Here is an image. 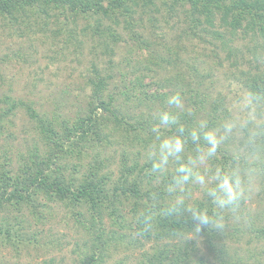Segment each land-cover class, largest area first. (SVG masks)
<instances>
[{
	"label": "rangeland",
	"instance_id": "374dc122",
	"mask_svg": "<svg viewBox=\"0 0 264 264\" xmlns=\"http://www.w3.org/2000/svg\"><path fill=\"white\" fill-rule=\"evenodd\" d=\"M152 1L154 6L149 5L150 10L142 11L139 7L135 17L143 14L144 27L137 29L149 44L152 43L150 49L153 52L157 49L159 54L156 58H148L151 52L148 47L135 49L125 31L119 27L117 30L121 32L122 40L112 44L108 53H104L100 45L104 36L92 35L94 33L85 19L79 17L73 22L70 15L60 13V10L49 11V15L34 13L26 21L28 26L20 23L9 26L6 18H0V163L7 162L11 178L31 180L36 175L37 181L43 176L48 183L56 180L64 185L73 183L77 186L90 170L101 166L97 163H104L102 172H107L111 182H115L120 176L119 156L122 151L127 155L134 151L139 162L145 161L144 152L149 143L132 142L134 131L125 143L120 132H123L121 127L127 132L126 124L135 116H145V109L152 114L166 106L161 98L149 103L150 109L145 105L149 102L146 98L156 94L157 88L167 90L160 87L169 83L176 85L177 79L180 86H184L185 82L194 85L207 96V102L200 105L204 109H199L196 118L209 116L215 120L227 114L233 98L248 88L242 83L245 75L241 72L264 76L263 33L257 31L243 35L241 26L232 36L226 32L225 37L232 38L228 45L238 55L227 57L219 40L213 39L210 34L211 30H215L224 35L229 29L220 24L217 17L210 30V26L201 21L196 28L201 33L188 36L182 30L187 22L182 19L191 12L190 4L184 2L179 5L177 0ZM153 15L157 19L154 25L150 20ZM117 18L122 20L119 13ZM90 20V25H93L92 17ZM108 22V18H102V27ZM205 27L208 32L201 30ZM70 31L75 34L74 37ZM91 63H95L106 78V84L99 90L102 97H113L110 112L98 109L90 112V106L95 103L91 96L92 85L86 83L87 76L92 73ZM6 96L10 98L8 102L4 101ZM219 97L222 98L221 105L214 111L211 104ZM11 102L16 105L8 111ZM21 102L31 105L37 115L50 122L60 135L62 124L67 122L71 126L76 119H85L88 114L92 120L86 132L94 133L95 129L100 130L105 117L109 119L107 128L103 130V135L108 133L104 140L107 144L93 146L88 141L89 135L79 139L86 132L72 130L68 139L65 136L57 138L60 145L53 148L52 142L46 144L40 137L36 121L27 114ZM114 117L120 126L111 123ZM115 127H120L118 132ZM90 136L93 137V134ZM71 147L72 152L65 151ZM97 152L101 156L95 160ZM130 156H134L133 152ZM102 157L105 158L103 161L96 162ZM261 178L257 179L251 196L242 203L241 217L234 218L229 214L224 221L230 231L225 239L226 254L210 248L205 237L190 233L187 236L191 238L193 250L190 264H197L198 259H202L203 264H264V238L253 240L258 236L248 223L258 211H264V199L257 196L264 183ZM2 182L0 223H4L5 227L10 225L12 232L29 222L31 231L37 234L39 245L11 244L1 241L0 234V264H50L51 258L54 259L53 264H77L78 253L93 251L96 254L106 252L103 264H148L153 256L162 253L164 247H173L179 241L165 235H161L158 242L140 237L134 230V217L128 218L132 229L115 224L110 226L111 221L107 227L103 226L106 227L103 230L98 226H80L76 221V212L88 214L86 208L70 209L62 202L48 200L43 189L35 183L28 190L44 207L30 206L26 204L30 199H26L22 208L16 210L11 203L14 199L8 201L6 197L17 183L1 185ZM143 186L141 192L145 188ZM22 194L26 196L25 192ZM200 195L195 191L192 199ZM235 226L239 229L236 237L232 230ZM112 230L115 235L126 233L128 237L116 245L110 240ZM182 242L179 244L183 245Z\"/></svg>",
	"mask_w": 264,
	"mask_h": 264
},
{
	"label": "trees",
	"instance_id": "16d2710c",
	"mask_svg": "<svg viewBox=\"0 0 264 264\" xmlns=\"http://www.w3.org/2000/svg\"><path fill=\"white\" fill-rule=\"evenodd\" d=\"M177 1H179V5L184 4V2L190 4L191 12H188L182 19L183 22H187V24L185 23V27L182 29L185 35H199L201 32L196 28H198V23L201 21L206 23V25L208 24V26H210V30L213 26L212 22L215 17H217L218 21H220V24L229 28L225 31L224 35L215 30H211L210 33L213 36L212 38L218 39L221 46L224 47L227 57H236L237 51L234 50L232 52L233 49L230 45H228L232 41V38L229 40L225 37L226 32L232 36L237 28L241 26L244 31L242 32L243 35H248L249 33L254 34L257 31L264 34V0ZM149 5L154 6V2L152 0H0V18H6L9 26L14 23H20L28 26L26 21H29L31 15L34 16V13L41 12L45 15H49V11L60 10V13L70 15L73 22H75L79 17L85 19L88 28H91L94 33L92 35L96 34V36L101 38L104 36L105 38L104 40L101 39L102 42L100 44L102 45V52L108 53L112 44H116L122 40V34L119 30H117L119 27L125 31L129 40L135 46V49L148 47L149 51H151L149 52L150 55L148 58H156L159 54L157 49H155L156 52H153V50L150 49L152 43L149 44L147 40L144 39L141 32L137 29V27H144L142 25L143 14H139L135 17L137 8L140 7L142 11H146L150 10L148 9ZM118 13L121 15L122 20L117 18ZM139 13H141V11ZM91 17L94 23L93 25H90ZM171 17H174V15ZM102 18H108L110 21L105 25V27H102ZM150 20L152 21V25H154V22L157 21L154 15L150 18ZM178 20L179 19H177V21ZM201 30L203 32H208L207 27L201 28ZM84 31L85 29L83 32ZM71 36L74 37L75 34L73 33ZM158 45L160 46L161 44ZM146 60L149 62V59ZM91 72V75L87 76L86 83L92 85L91 96L95 99V103H92L90 106V112L92 113L97 109L110 112L113 106L111 103L113 97L107 96V98H104L99 90L102 85L106 84V78L102 75L95 63H91ZM241 74L245 75L242 83L248 88L264 89V76H256L248 71L245 73L241 72ZM177 83L178 84L176 85L169 83L166 86L160 87V89L167 90H159L157 88L156 94L150 95L151 97L146 98L149 102L145 105L150 109L151 104L149 103L154 102V100L161 98L166 102V98L169 95L179 92L184 98L187 108L193 114L191 116H182V122L186 125H191L194 119L198 116L197 113L199 112V109H204L200 105H204L207 102V96L203 91L195 89L194 85H191L190 83L185 82L183 83L184 86H180L178 79ZM138 84H140V81H138ZM9 99V96L4 97L5 102H8ZM221 101V97H219L217 101H214L211 104L212 110L216 111V109L221 105ZM21 104L25 107L27 114L36 121V128L39 130L41 135L40 137L46 141V144L52 142L53 148H57V145H60L57 138L65 136V138L68 139L72 130H74V132H86V128L90 127L89 123L92 120V117H89L88 114L85 119H76L71 126H68L66 122V124L64 123L61 125L63 132L62 135H60L52 128L50 122L43 120L37 115L31 105L24 104L22 102ZM15 105V102H11L8 106V111L15 107ZM145 110L147 113L145 116L134 115L136 118L133 121H128L126 124L127 132H125L124 127H121L123 132L120 133L122 138H124L125 143L133 131L134 133L131 135L132 142L143 144L150 143L152 138L148 130L152 125V119H150L152 114L149 113V110ZM105 115H102V117ZM146 116H148L147 119L143 118ZM207 118H210L211 120V117L208 116ZM108 121L109 119L104 117V120H102L100 125V130L95 129L94 133L92 132L91 134L86 132V134L80 135L79 139L81 140V138L89 135L90 140L88 141H90L93 146H102L107 144L104 140L107 138L108 133L105 132L103 135V130L104 128H107ZM111 123L115 124V126H120L117 124L115 117L114 121ZM115 128L118 132L120 127ZM92 134L93 137L90 136ZM65 151L70 153L73 151V147L68 150L65 149ZM132 152L134 156L131 158L130 154ZM130 154L127 155L125 154V151H122L119 156L120 176L115 182H111L107 172H102L103 168L101 166H103L104 163H97L101 166L94 168L93 171L90 170L89 175L77 186H74L73 183L64 185L61 184V181L56 180L48 183L43 176L37 181L36 175H34L31 180L27 178H23L22 180L13 177L11 178L9 176V168L8 165H6V161L5 163H0V181H3L1 185L17 183L6 197L8 201L14 199L11 203L14 204L13 206L16 210H20L22 208V203L25 202L26 199H30V202L26 203L30 206L44 207L43 204H40L36 199H34V193L32 192L31 194L28 190V187L35 183V186H40L43 189L42 192L45 193L48 200L62 202L70 209H78L79 207L86 208L88 214L85 213L84 215L82 211H77V214L75 213L77 216L76 221H78L80 226L87 225L91 228L98 226L99 229L103 230L107 227L106 225L109 221H111L109 224L110 226L115 224L120 228H125L126 226L127 228L132 229V227H130L131 220H128V218L134 217L136 219L139 213L145 208L162 204L166 202L168 198L163 193L162 186L152 177L147 175V169L150 167V164L146 160L139 162V158H137L138 156L134 151H131ZM98 156H101L100 152L95 154V160ZM104 159L105 158L102 157L96 162H101ZM129 179H131V181H128ZM261 179H264V177ZM154 181L156 183H153ZM142 185L145 186L142 190L143 192H141ZM50 188L51 193L49 192ZM195 191L199 193L198 189L193 187L192 193ZM23 192L26 193V196H23ZM129 193L130 195H128ZM257 196L264 199L263 182ZM119 197L120 199H118ZM191 202H195L201 207H210L207 199L204 198L202 194L200 197L192 199ZM243 209L244 207H241L240 212ZM223 215L224 221H226L229 214L224 213ZM239 217H241V215L238 216V218ZM248 223L250 229L258 236L254 237L253 240L264 238V211H258L257 214L254 215L253 219H249ZM103 226L106 227L104 228ZM134 227V230L138 233L139 228L137 224ZM191 227L192 222L187 213H185L181 218L154 217L153 228L147 233L140 234V237H144V239L147 240L151 238L155 242H158L161 239L160 236L165 235L168 238L174 240L178 239L179 241L174 243L173 247H164L162 249V253L157 256H153L152 260H150L148 264H190V255L193 250L191 247V238H188L187 236L190 233L195 235L194 229ZM232 230H234L233 235L235 237L238 236V227L235 226ZM110 232V240L115 241L116 245L118 243H123V240L128 237V234L126 233H119L115 235L114 230ZM229 232V229L224 227V230L220 233L211 230H204L199 234V236H195L200 237L201 235L205 237L210 248L226 254L225 239L228 237ZM0 234L2 235L1 241H6L11 244L20 243L21 245L24 244L29 246L39 245V243H37V234L31 231V224L29 222L26 223L23 228L20 227L17 231L12 232L10 230V225L5 227L4 223H0ZM181 242L183 245L179 244ZM105 244H107V242ZM77 256L79 257L77 264H103L106 252H98L97 254L95 251L85 253L80 252ZM53 263L54 259L51 258L50 264ZM197 264H203V260L198 259Z\"/></svg>",
	"mask_w": 264,
	"mask_h": 264
},
{
	"label": "clouds",
	"instance_id": "9594fccd",
	"mask_svg": "<svg viewBox=\"0 0 264 264\" xmlns=\"http://www.w3.org/2000/svg\"><path fill=\"white\" fill-rule=\"evenodd\" d=\"M167 107L152 113L151 141L144 157L147 175L162 186L167 201L147 207L136 217L138 235L153 228L154 217L188 214L194 234L224 230V213L234 218L258 178L264 177V89H243L227 114L213 120L193 115L181 93L166 98ZM195 187L210 207L192 201Z\"/></svg>",
	"mask_w": 264,
	"mask_h": 264
}]
</instances>
